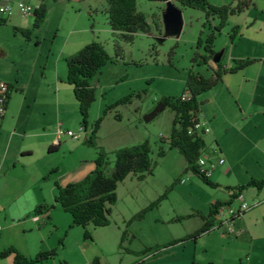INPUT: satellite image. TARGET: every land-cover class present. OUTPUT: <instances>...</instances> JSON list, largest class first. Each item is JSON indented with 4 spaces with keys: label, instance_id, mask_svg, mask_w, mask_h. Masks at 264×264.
I'll use <instances>...</instances> for the list:
<instances>
[{
    "label": "rangeland",
    "instance_id": "rangeland-1",
    "mask_svg": "<svg viewBox=\"0 0 264 264\" xmlns=\"http://www.w3.org/2000/svg\"><path fill=\"white\" fill-rule=\"evenodd\" d=\"M8 1L15 5L21 0H1L0 6ZM207 1L212 6L235 4V0ZM255 3L254 8L230 17L216 36L215 51L221 53L225 67L231 65L233 59L264 57V0ZM42 4L47 8V15L39 29L34 28L33 16L23 17L17 12L0 26V81H18L24 87L23 93L11 95V109L17 119L8 121L7 126L9 135L14 133V124L16 129H27L24 131L26 137L24 139L23 133L13 137L10 153L22 144L33 148L29 162H21L12 171L9 192L3 196L4 203L15 198L23 202L32 192L40 194L41 187L47 193L45 179L49 176L59 178L64 185L83 180L90 173L87 166L95 161L99 151L106 154L110 172L115 151L148 142L152 174L143 181L130 175L118 184L117 201L109 215L110 232H107V243L110 244L112 232L128 225L127 229L135 239L125 242L124 246L126 250L141 253L202 226L196 212L206 216L211 202L229 199L226 187L264 180L263 64L257 63L237 74H228L221 84L197 97L204 102L199 118L207 123L210 134L215 135L224 152V165L215 169L210 179L219 186L218 189L204 185L197 176L185 171L186 161L177 150L170 148L167 138L174 117L170 110L164 111L153 122L145 123L144 115L154 108L157 100L183 94L189 72L205 77L211 75L209 67L193 65L195 53H202V49H197L198 39L209 34V28L203 25V12L178 7L181 31L170 35L162 22L165 4L137 0L136 9L147 17L150 33H137L131 44L118 40L116 33L109 28L106 5L102 0H43ZM90 10L94 13L90 14ZM211 24L216 25L217 20ZM235 26L239 35L231 43L229 35ZM15 28L27 30L29 37L15 32ZM92 42L101 43L112 61L91 80L96 91L95 101L89 109L87 133L81 140L61 136L59 144L44 145V148L42 145L48 144L51 132H54V139L60 128L80 132L82 118L73 88L66 82L65 60ZM115 49L120 55L117 60ZM215 65L212 62L210 67ZM128 95H133L130 104L120 105L104 115ZM101 118L94 140L96 145L84 144L93 124ZM50 146L53 147L51 151ZM161 151L163 156H159ZM35 178L41 181L37 184ZM182 181L185 183L181 184ZM10 192H14L13 196L9 195ZM164 195L167 198L159 207L148 211L142 221L130 222L138 212ZM244 195L247 205H257L234 223L223 224L221 229L199 240L196 249L197 260L201 263L264 264V187L261 190L246 188ZM230 205L238 208L240 203L233 201ZM189 214H194L193 218L172 223L173 219ZM20 216L30 222L34 211L30 214L23 212ZM30 225L33 227L31 232H19L12 240L22 246L26 241L40 243L39 225ZM93 229V226L87 227L90 234ZM46 234L47 239L42 245H51L52 249L48 251L55 254L43 264H84L78 246V242L84 239L81 227L72 228L69 236L64 232L62 240L59 234L51 236L48 231ZM107 248L110 253L96 257L100 264H132L136 256L125 255L124 250L120 252L115 242ZM92 261L85 264H93Z\"/></svg>",
    "mask_w": 264,
    "mask_h": 264
},
{
    "label": "trees",
    "instance_id": "trees-1",
    "mask_svg": "<svg viewBox=\"0 0 264 264\" xmlns=\"http://www.w3.org/2000/svg\"><path fill=\"white\" fill-rule=\"evenodd\" d=\"M149 2L168 1L175 2L177 8H192L204 13V26L209 28V34L204 38H199L197 49H202V53L196 52L193 58V65L209 67L211 75L205 77L200 73L189 72L185 80V90L183 94L188 93V98L182 99L183 94L179 97H163L156 101L154 108L144 115L145 123H151L156 120L164 111L170 110L173 114V121L171 123L170 136L167 138L169 146L173 150H177L187 163L185 171L197 176L204 185L211 188H218L216 183L210 181V178L205 177L198 166L200 155L205 150L203 138L197 135H189L188 130L195 124L199 118L204 102H200L197 97L211 91L217 85L221 84L228 74H237L247 67L254 66L264 60L261 59H233L232 64L228 67L223 66L221 60L213 68L210 64L213 62L217 52L215 51L216 36L223 30L227 20L234 15H241L250 7L256 6V0H235L234 5L226 6H212L207 0H147ZM106 4V20L109 28L116 33L117 39L126 43L133 42L134 36L141 33H150V25L147 23L146 16L138 12L136 9L137 0H104ZM47 15V8L41 3L33 14L34 28L39 29L43 24ZM217 20L216 25H212L211 21ZM5 20H0V26L5 25ZM15 32H20L23 36L29 37L30 33L21 28H15ZM239 35L238 27H234L232 34L229 35L230 42L234 43ZM118 49H115V59L119 58ZM112 61V58L104 50L103 45L99 42H92L87 46L81 48L75 55L68 57L65 60L67 67L66 82L73 88V96L78 102V111L82 118L81 127L84 128L85 133L88 130V115L89 109L95 101L96 88L91 85V80L94 76L101 73L104 66ZM264 67V66H263ZM14 92H22V89L17 88L16 84L10 82L0 81V99L3 101V107L6 112L7 103ZM139 95L137 94V97ZM133 95H128L114 106H111L107 111L115 109L120 105L130 104ZM3 119V118H2ZM103 118L92 126L89 136L84 141V144L95 146V138L100 129V124ZM1 127V125H0ZM53 147L50 148L51 151ZM150 146L148 142H142L131 147H123L114 152V165L110 172L107 170L109 160L102 151L97 152L94 161L95 166L93 170L83 179L75 183L60 186L57 183L56 195L54 196V203L58 205L63 212L68 214L71 218L70 229L81 227L84 230L83 237L85 240L92 239V235L87 231L88 226L94 228H104L110 225L109 215L111 207L117 201V186L123 182L130 175L136 176L139 180H144L147 175L152 174V161L150 158ZM163 151L159 156H163ZM256 188L261 190L264 187V180H252L249 185H242L226 187V190L231 194L232 199L227 202H213L210 205L209 214L201 215V212H196L197 216L201 218L203 225L193 234L185 236L173 242L161 246H153L145 249L143 252H133L126 250L123 246L125 242H132L135 237L131 235L125 227L121 233L119 241V249L126 253L134 254L140 257H147L150 255L156 256L161 251L168 247H174L178 244L188 243L190 241L196 242L200 237L211 233L214 230L222 228L223 223L217 222L215 215L221 207L230 205L235 200L236 193L244 192L246 188ZM167 198L164 195L154 202H152L142 212H138L130 222L134 220H143L144 215L153 208L159 207L160 203ZM53 209V206H40L34 209V215L40 217L43 212H48ZM247 212H243L245 215ZM242 215H237L230 218L228 223H234ZM194 214L185 217H178L173 222H179L183 219L190 218ZM129 222V223H130ZM55 254L53 251L41 252L36 256L27 258L20 254V251L15 247H10L0 251V261L8 257L13 258V264H43L49 257ZM93 264H100L97 258L93 259Z\"/></svg>",
    "mask_w": 264,
    "mask_h": 264
},
{
    "label": "crops",
    "instance_id": "crops-1",
    "mask_svg": "<svg viewBox=\"0 0 264 264\" xmlns=\"http://www.w3.org/2000/svg\"><path fill=\"white\" fill-rule=\"evenodd\" d=\"M93 1V0H90ZM104 2V0H102ZM43 3V0H35L36 4ZM105 4V2H104ZM106 5V4H105ZM94 10H90V14L94 13ZM96 12V10H95ZM19 15V14H18ZM0 20H2L0 18ZM5 20V19H3ZM78 52V51H77ZM76 52V53H77ZM75 53V54H76ZM74 54V55H75ZM71 56V55H70ZM68 56V57H70ZM73 56V55H72ZM67 57V58H68ZM261 60H264V57L259 58ZM259 64H263L260 62ZM264 66V65H263ZM262 66V67H263ZM264 68V67H263ZM12 84H16L17 88L22 89V92H14L15 94L23 93L24 92V87L20 86L18 81H15ZM11 97L9 102L7 103V110L5 112L4 118L2 119L1 122V127H0V225L2 226V230L0 232V251L4 250L5 248L8 249L10 247H15L20 251V254L27 258H31L33 256H36L37 254L41 252H46L48 250L51 251L52 247L51 245L43 246L42 241H46L47 239V234L46 232H50L51 236L53 234H59L58 237L60 240H62V235L65 232L66 236H69V232H71L70 225H71V218L68 214L62 211V209L54 203V196L56 195V187L55 184L57 183L60 186H64L63 183H60L59 178H52L51 176L48 177L46 189L47 193H44V188H40V194L36 195L37 192H32L29 194L28 197L24 198V201H19V198H15L12 202L9 203H4L3 202V196L5 193L9 192L8 191V183L9 179L12 177V171L15 170V168L20 164L21 162H29L31 157L33 156V148L31 146H24L23 144L16 150H14L12 153H10L11 149V143H12V138L15 137L16 135L19 136V134H22V136L26 137L25 132L27 129L19 130L18 128L15 130L14 133H10L9 135V127L7 126L8 121L14 122L15 119H17V115L14 111L11 109ZM11 110V112H10ZM16 122V121H15ZM54 132L50 133V140L48 144L46 145L45 143L42 146H48L53 144H59L60 138L61 137H56L54 139ZM86 135V134H85ZM28 136V135H27ZM203 142L205 144V150L209 151L212 150L213 148L218 147L222 155H224L223 150L221 149V146L218 144L217 138H215V135L213 134H205L202 136ZM86 139V138H85ZM84 139V141H85ZM24 141V140H23ZM46 142V143H47ZM44 146V148H45ZM50 146V148L52 147ZM95 166V163L92 161V163L87 166L88 172H91ZM220 168V167H219ZM212 178V175L210 179ZM44 180V179H43ZM41 180H37V178L34 179L35 183H39ZM51 182V183H50ZM185 183V182H184ZM46 184V183H45ZM183 184V183H181ZM53 185V186H52ZM219 187V186H218ZM216 189V188H215ZM218 189V188H217ZM11 190V189H10ZM16 192V191H15ZM14 192H10L9 195L11 194L13 196ZM229 199L224 200V201H219V200H214L213 202H227L232 199L231 194H228ZM211 202V203H213ZM210 203V205H211ZM53 206V209L49 210L48 212H43V214L40 216L41 221L40 222H35L33 220L34 216H32V221L29 222L28 219L20 216V214L23 212L25 213L26 211L28 214L34 211V209L40 207V206ZM210 205L208 209V214L210 211ZM200 212V211H197ZM195 213V212H191ZM192 214H189L190 216ZM25 216V215H24ZM27 218V217H26ZM43 218V219H42ZM190 218H193L191 216ZM200 218V217H199ZM201 219V218H200ZM174 220V219H173ZM180 222V221H179ZM202 222V220H201ZM172 223H174L172 221ZM30 224H36L39 225L37 228L38 234H41V239L40 243H36V241L32 244H29L28 241H26L25 246H22L21 244H18L15 240H12L13 237L17 236L19 232L21 233H26L25 230L30 231L33 229L31 228ZM203 225V222H202ZM111 226V225H109ZM109 226L104 227V228H94L92 235V239L90 240H85L83 239L82 241L78 242L79 249L81 250V254L85 263H88L89 261L93 260V258H96L100 254L102 255H107L110 253L108 251L107 246L111 248L112 244L115 242L116 246L118 247V250L122 252L123 250L119 249V241L121 239V233L122 230L118 229L114 232H112V241L110 244L107 243L109 241L108 233L109 231ZM37 227V226H36ZM202 226H200L198 229H200ZM104 230V231H96V230ZM196 229V230H198ZM195 230V231H196ZM194 231V232H195ZM98 232V233H97ZM194 232L184 235L180 238H183L185 236H189L193 234ZM213 232V231H212ZM210 235L206 234L203 237H200L196 242L190 241L188 243H183V244H178L174 247H168L164 251H161L159 254L154 256L153 254L147 257H136L132 262V264H204L201 263L200 261L197 260L198 253H197V247L196 244H198L199 240H201L204 237H208ZM62 238V239H61ZM178 238V239H180ZM175 239V240H178ZM173 240V241H175ZM172 241V242H173ZM130 243V242H129ZM171 243V242H170ZM81 244V245H80ZM167 244V243H166ZM124 246V244H123ZM125 248V246H124ZM126 249V248H125ZM91 252L89 256L88 253ZM125 255H131L129 253L125 252ZM0 264H13V258L8 257L6 259H2L0 261ZM121 264V263H120ZM208 264H213V263H208Z\"/></svg>",
    "mask_w": 264,
    "mask_h": 264
},
{
    "label": "built area",
    "instance_id": "built-area-1",
    "mask_svg": "<svg viewBox=\"0 0 264 264\" xmlns=\"http://www.w3.org/2000/svg\"><path fill=\"white\" fill-rule=\"evenodd\" d=\"M1 1V0H0ZM40 4H36L35 0H21L17 4L13 5L8 1L5 5L0 6V18L6 19L13 15L15 12L19 13L23 17L33 16L35 10L39 7ZM188 98V93L183 94L182 99ZM3 101L0 99V125L2 118H4L5 110L3 107ZM207 123L198 118L193 124V126L188 130L189 135H197L199 137L204 136L205 134L210 133V130L207 128ZM84 128H80V132H73L60 128L58 131V137L68 136L74 140H81L85 136ZM224 165V159L221 157L220 150L215 146L212 150H204L200 155L198 166L200 172L207 178H210L212 172L215 169H218L220 166ZM181 183H184L182 181ZM240 203L238 208H232L231 205L223 206L219 209L218 214L215 215L217 222L226 224L228 220L236 217L237 215H242L243 212H248L250 209L255 207L257 204L253 203L251 206L247 205L245 202L244 192L236 193L235 200ZM33 220L37 223L41 221V217L34 216ZM2 226L0 225V232Z\"/></svg>",
    "mask_w": 264,
    "mask_h": 264
},
{
    "label": "water",
    "instance_id": "water-1",
    "mask_svg": "<svg viewBox=\"0 0 264 264\" xmlns=\"http://www.w3.org/2000/svg\"><path fill=\"white\" fill-rule=\"evenodd\" d=\"M173 1L165 3V10L162 13V22L167 27L169 34H178L181 31V11L177 8ZM221 53H217L213 62L219 63L221 60Z\"/></svg>",
    "mask_w": 264,
    "mask_h": 264
}]
</instances>
